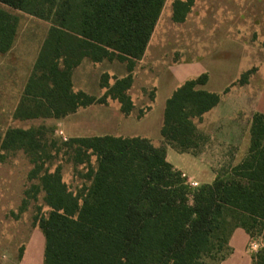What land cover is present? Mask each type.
<instances>
[{
    "label": "trees",
    "instance_id": "obj_1",
    "mask_svg": "<svg viewBox=\"0 0 264 264\" xmlns=\"http://www.w3.org/2000/svg\"><path fill=\"white\" fill-rule=\"evenodd\" d=\"M165 3L0 0V54L13 49L21 14L50 25L14 118L56 121L110 101L131 116L134 73ZM190 3H177L176 21L184 20ZM85 59L95 65L118 61L126 64L128 75L119 79L104 73L100 98L75 91L73 73ZM250 74L238 83L247 84ZM208 80L207 74L188 80L167 100L161 146L147 138L114 136L63 143L74 166L84 167V184L76 190L65 183L61 168H49L53 157L44 142L46 127L10 129L0 137V151H22L34 165L31 179L39 186L28 196L44 193L49 214L36 219L45 237L44 264H220L239 228L252 239L261 236L263 247L252 264H264V115L253 116L247 156L217 173L211 184L191 187L167 161L166 145L195 153L203 140L196 121L221 102V94L199 88Z\"/></svg>",
    "mask_w": 264,
    "mask_h": 264
},
{
    "label": "rangeland",
    "instance_id": "obj_2",
    "mask_svg": "<svg viewBox=\"0 0 264 264\" xmlns=\"http://www.w3.org/2000/svg\"><path fill=\"white\" fill-rule=\"evenodd\" d=\"M169 16H171L170 5L163 11L161 22L152 40L151 50L149 49L148 52L149 56L136 68L135 85L132 90V96L137 105L133 117H136L139 109L149 103V93L156 87L157 100L153 105V111L142 121L130 118L123 120L122 124L129 136H146L151 138L156 146L163 145L164 142L160 144L162 140L160 126L163 122L166 100L174 90H171L172 83L177 82L176 88H178L184 82L204 72L208 73L210 81L206 89L221 94V102L218 108L208 116L196 121L197 131L203 140L199 141V147L195 153H188L192 156L181 155L182 153L178 150L167 145L172 148L169 152L170 163L184 171L185 174L182 173L188 183L196 188L199 186H193L189 177H194L200 183H206L221 170L234 165L233 154L239 151L242 155L244 152L248 140L245 139L247 115L240 110L238 116H235L236 121L241 122L244 137L237 139L239 146L229 147V121L234 119V113L230 112L229 108L239 109L244 106L238 102V105H235L232 101L229 105V100L238 99L239 101L241 97L253 96L258 84H261L264 79V45L261 40L263 35L255 31L263 29L264 26V0H235L232 8L220 13L222 21L227 20L229 26H224L219 34L222 35L228 31L231 36L234 30V34L242 36L240 39L242 41L234 45L229 42V48H231L230 45L233 46L232 51H229V57L221 55L216 59V63L208 59L209 54L215 49L206 48V46L213 47L214 42H197L195 45L198 47L194 46V42L186 38V35L193 30L188 34L180 31L178 36V31L168 18ZM49 29L48 23L21 14V28L12 51L0 54V134L10 129L29 130L46 127L44 142L51 145L53 157L49 168L51 171L61 168L65 183L70 189L76 190L84 184L81 179V176L85 175L84 167L74 166L69 151L62 146L69 138L56 132L55 121L21 122L13 119L14 108L25 80L32 74V63ZM181 29H184V26L179 25L178 30ZM253 32L256 33L250 40ZM206 34L209 35L211 32ZM182 36L185 38H183L184 41ZM178 37L179 44L176 42ZM185 60L193 61V64L182 68L178 75L170 80L167 76L164 77V75L175 74L181 62ZM125 67L118 61H106L97 65L91 75L98 78L100 74L107 72L116 78L126 74ZM250 69H254L255 72L258 69L250 80V86L235 82ZM78 75L81 77V74ZM231 83L233 84L229 87ZM143 89H147L148 92L144 94ZM88 90L95 94L98 86L91 84ZM54 143L56 147L52 146ZM33 169L34 165L22 151H0V264L3 263V255L9 260L13 256L16 258L22 252L20 249L23 246L33 244L37 250L41 249L44 235L36 219L46 218L49 209L44 203L43 192L36 199L28 196V192L33 187L39 186L38 180L31 179ZM262 244L261 236L255 234L249 249L255 255L260 251Z\"/></svg>",
    "mask_w": 264,
    "mask_h": 264
},
{
    "label": "crops",
    "instance_id": "obj_3",
    "mask_svg": "<svg viewBox=\"0 0 264 264\" xmlns=\"http://www.w3.org/2000/svg\"><path fill=\"white\" fill-rule=\"evenodd\" d=\"M189 2H191L190 7H189V11L185 13L184 20L180 21V22L176 21L175 16L177 14V6H176L177 3L187 4ZM234 4H235V0H166L163 11L165 10V8L168 5L171 6V16H169L168 18L171 20L173 26H175L176 30L178 31V36H179L180 31H183V32L188 34L190 31L193 30L191 33L186 35V38L193 41L194 46H196L195 44H197V42H203V41L214 42L213 47L206 46V48L215 49L214 52L209 54L208 59L211 60L212 63H216L217 62L216 59H218L219 56H221V55H225V56L229 57V51H232L231 48L233 47L230 45L231 48H229V42L233 43L232 45H234V43L242 41V40H240L242 38V36L239 37L236 34H234V32H235L234 30H233L231 36H229L228 31L225 32V34H222V35L219 34L220 31H223L224 26H227V27L229 26V22L227 20L222 21V19L220 18L221 17L220 13L229 10L230 7L232 8V6ZM162 14H163V12H162ZM162 14H161V17H162ZM161 17L159 19V22H158L156 28H155V31H154L153 36L151 38V41L147 47L145 55H144L143 59L138 62V64L142 63L143 60L149 56L148 52H149V49L151 50L152 40H153L155 32L158 28V25L161 22ZM179 25L184 26V29L178 30ZM209 31L211 32V34L205 35V33L209 32ZM255 31L257 33H262L263 36L261 37L262 38L261 40H262V45H264V26H263V29L255 30ZM256 32H253L250 40H252L253 35ZM183 38H184V36H182V40H183ZM179 40H180V38L178 37L176 40V42L178 44H179ZM43 42H42V44H43ZM42 44H41V46L37 52V56H36L34 62L32 63V68H31L32 71H33L35 62L38 58L39 52L41 50ZM178 44H177V47L179 46ZM183 45L187 46L185 43H183ZM196 47H198V46H196ZM177 52H179V49ZM183 53H184V51H183ZM104 62H106V61H104ZM103 63H101V64H103ZM121 64H123V63H121ZM138 64H137V66H138ZM192 64H193V61L191 62V61L185 60V61L181 62L179 68L177 67L178 69L175 71V74L164 75V77L167 76V78H169V80H170L171 78L176 77L182 68L186 67L187 65H192ZM124 65L126 66V64H124ZM96 66L97 65L93 64L89 59H85L82 62V64L74 71V73H73V85H74L75 91H82V92H85L89 95L95 96L97 98H100L101 96H103L104 91L100 87V80H101V76L104 73L100 74V76L98 78H96V76L92 77V75H91L93 73V71L96 70ZM125 68H126L125 69L126 74L124 73L122 76H117V78L121 79V78H124L128 75L127 67H125ZM258 69H257V71H258ZM249 72H251V74L249 76V80H248L249 82L246 84L247 86H250V83H251L250 80H251L252 76L254 75L255 70L250 69V70L246 71L245 73H249ZM256 72H255V74H256ZM105 73H107V72H105ZM78 74H81V77ZM204 74H207L209 76L208 73L204 72L197 77H200ZM30 76H31V74H30ZM30 76H28L25 80L22 92H21L19 99H18V102H17V105L14 108L13 119H15L14 118L15 111L19 105V102H20V99L23 95L26 83H27ZM135 77H136V70L134 73V84H133L132 89L129 92V94L132 97L134 104H135V109H134V112L131 116L127 117V116L123 115L121 112V109H120V105L117 102H111L108 105H94V106L89 107L87 109H82L75 114L69 115L64 119L56 120L55 121L56 132H59V134L63 135L65 138L67 137L69 139H72V138H88V137H104V136L142 137V138L151 139V138H148L146 136H139V135L129 136V134H127L125 132V129H123V124H122L123 120L132 118V119H135L137 121H142L143 119H145V117L149 113H151L153 111V105L155 104V102L157 100V91L158 90L155 87L149 93V97H150L149 103L145 107L139 109L138 114L140 113V111L146 110L149 107H150V111L147 112V114L142 119H138L137 116L133 117V115L135 114V112L137 110L136 102L132 96V90H133L134 85H135ZM239 80L240 79L236 80L235 82H237ZM209 81H210V76H209V80H208L207 84L204 86H200L199 88L202 90L208 91V92H212V91H209L206 89ZM235 82H233V83H235ZM176 83L177 82H175V84L172 83L171 90L172 89H174V90L170 94V96L167 98V100L172 96L174 91L177 89ZM233 83L229 84V87ZM91 84H93L94 86H98V91L95 92V94H93L92 92H90L88 90V88L90 87ZM210 89H212V88H210ZM153 91H155V100L154 101L151 100V93ZM143 92H144V94H146L148 91H147V89H143ZM212 93H217V92H212ZM167 100H166V103H167ZM230 101H232L235 105H238V103H242V105H244V106L240 107L239 109L238 108H235V109L229 108L230 112L232 111L234 113V119L229 121V147L232 148V147L239 146L237 139H243V137H244V133L242 132L241 122L236 121L237 119H235L236 118L235 116H238V112H240V110L243 111L242 113H244V114L246 113V115H247V122H246L247 125H245L247 131L245 132V139H248V140H247V143L245 144V149H244V152L242 155L239 153V151L237 153L233 154L234 155L233 160L235 161L233 166H236L239 163H241L243 161V159L248 154V150H249V146H250V130H251L253 116L255 114H263L264 115V79L262 80L261 84H258L257 91L253 94V96L249 95L245 98L241 97L239 99V101H238V99L229 100V105L232 104V102H230ZM166 103H165V108H166ZM219 105H220V103H219ZM218 106L215 107L213 110L218 108ZM165 108H164V113H163V122H164ZM211 112H209L205 116H208ZM163 122L160 126V135H161V129L163 126ZM6 132L4 134L1 133L0 137H4L6 135ZM161 137H162V135H161ZM163 142H164V140L162 137V140H160V144ZM166 147H167V161L170 163L169 152L172 150V148L168 147L167 145H166ZM241 153H242V151H241ZM184 154L191 155L188 153H182L181 155H184ZM193 157H195V156H193ZM174 167L177 170L184 173V171L178 169L176 166H174ZM183 177H184V175H183ZM215 178H216V174L213 177H211L210 180L207 181L206 183H200L199 181L195 180L194 177H189V181L192 185L194 184V186H200V185H204V184H211L215 180ZM252 240L253 239L251 238V236L244 229H241V228L236 229L233 232V234L229 240L230 253L227 256V258L224 261H222L220 264H252L254 254L249 249V245H250ZM20 250L22 252L16 258L13 256L10 260L8 258H5L6 256L3 255V263L2 264H44L45 237H44V240L42 241L41 249L37 250L36 246H34L33 244H29V246L26 245V246L21 247Z\"/></svg>",
    "mask_w": 264,
    "mask_h": 264
},
{
    "label": "built area",
    "instance_id": "obj_4",
    "mask_svg": "<svg viewBox=\"0 0 264 264\" xmlns=\"http://www.w3.org/2000/svg\"><path fill=\"white\" fill-rule=\"evenodd\" d=\"M193 186H194V184H193ZM250 245H251V243H250ZM252 247H253V246H252ZM262 247H263V244H262V246H261V249H262ZM253 248H255V247H253ZM261 249H260V250H261Z\"/></svg>",
    "mask_w": 264,
    "mask_h": 264
}]
</instances>
